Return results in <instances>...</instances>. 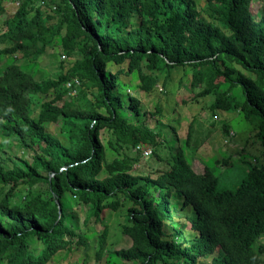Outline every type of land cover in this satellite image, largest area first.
I'll return each mask as SVG.
<instances>
[{
	"label": "trees",
	"instance_id": "1",
	"mask_svg": "<svg viewBox=\"0 0 264 264\" xmlns=\"http://www.w3.org/2000/svg\"><path fill=\"white\" fill-rule=\"evenodd\" d=\"M7 1L17 5L0 24V55L13 57L0 68V135L31 158H0V264H47L87 246L70 224L66 193L87 205L84 220L125 208L128 247L106 250V225L97 234L94 255L106 253L107 263L264 264L263 163L250 164L234 189L219 188L179 144L158 153L159 128L144 124L140 101L125 92L156 96L151 115L162 116L189 71L188 88L211 95V110L256 119L264 152V16L249 11L251 0H207L206 8L195 0ZM55 38L64 55L79 54L67 70L36 79L14 60L33 62ZM73 79L76 93L66 86ZM57 122L55 135L48 125ZM101 131L109 149L123 150L111 161ZM146 149L161 162L153 176L135 169ZM38 183L45 191H34ZM172 197L191 207L188 228L173 219Z\"/></svg>",
	"mask_w": 264,
	"mask_h": 264
},
{
	"label": "rangeland",
	"instance_id": "2",
	"mask_svg": "<svg viewBox=\"0 0 264 264\" xmlns=\"http://www.w3.org/2000/svg\"><path fill=\"white\" fill-rule=\"evenodd\" d=\"M195 1L201 8H206L207 0ZM4 3L5 12L0 16V24L5 16L14 12L17 5V3L7 0H4ZM248 9L256 18L264 16V0H251ZM59 43V38L53 39L51 44L46 46L44 53L33 62L21 58H14V60L22 66L23 70L33 74L36 79L53 77L60 70H67L71 63L79 57L77 51L69 56L64 55L65 52ZM10 61H13L12 56L0 55V68ZM189 74L188 71L184 76L185 85L180 84L175 87L174 100L176 104L172 101L170 111L162 112V116L151 115V112L155 111L156 96L143 91H134L132 88L126 89L125 92L132 93L140 101L141 111L144 112L142 117L144 124L154 129L159 128L162 143L158 152L160 155L168 156L169 147H177L179 144L194 171L201 172L205 166H208L217 176L219 188L234 189L250 164L256 160L264 165L263 148L255 137L257 121L253 116L250 117L251 122L244 120L237 110H211L210 103L213 101V97L197 95L198 89L192 91L191 88H188ZM136 83L137 79L135 78L133 84ZM73 87L72 93H76L81 88L78 79ZM236 92L238 93V90ZM163 105H166V102ZM33 112L37 113L36 106ZM223 123L228 126V134L222 130ZM58 125V122L48 125L49 131L57 135ZM188 132L189 143L186 144L185 139ZM108 137L109 135L105 131H101L100 138L106 149V159L111 161L123 153V150L116 145V150L109 149L107 147ZM10 155L31 158L29 150L22 148L17 139L0 135V158L9 165L8 157ZM160 163H157L154 156L149 153L141 156L137 163L139 166L135 169L145 170L146 173L151 172L153 176L156 166H160ZM45 189L44 183H38L34 187L35 192H43ZM66 196L70 199L67 209L70 224L74 226L78 235L85 237L87 246L81 245L78 249L73 246L70 251H60L47 264H114L106 262V257H108L106 253L100 258L95 257L96 239L97 234L106 225L108 228L104 240L106 250L113 251L130 245V238L120 231L121 224L125 222V208L121 207L116 211L103 209L100 220L95 221L93 217L84 220L87 205L80 202L71 193H66ZM171 204L175 208L173 219L180 223L185 221L188 228L189 223L184 216L186 215L189 219L194 215L191 207L188 205L186 209H183L180 198L172 197ZM167 227L170 228L169 223ZM185 232L187 233V231ZM260 242L264 243V235L260 237ZM262 255L264 257V253Z\"/></svg>",
	"mask_w": 264,
	"mask_h": 264
},
{
	"label": "built area",
	"instance_id": "3",
	"mask_svg": "<svg viewBox=\"0 0 264 264\" xmlns=\"http://www.w3.org/2000/svg\"><path fill=\"white\" fill-rule=\"evenodd\" d=\"M76 80H77V79H73L72 82L68 81V82L66 83V86H71V85H73V84L75 83ZM149 153H150V150H148V149L142 151V154H143V155H148Z\"/></svg>",
	"mask_w": 264,
	"mask_h": 264
}]
</instances>
